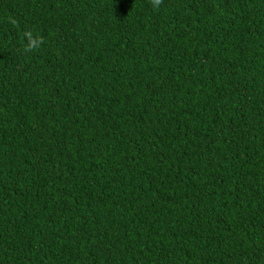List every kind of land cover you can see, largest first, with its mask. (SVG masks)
Listing matches in <instances>:
<instances>
[{
    "label": "trees",
    "instance_id": "obj_1",
    "mask_svg": "<svg viewBox=\"0 0 264 264\" xmlns=\"http://www.w3.org/2000/svg\"><path fill=\"white\" fill-rule=\"evenodd\" d=\"M0 264H264V0H0Z\"/></svg>",
    "mask_w": 264,
    "mask_h": 264
}]
</instances>
